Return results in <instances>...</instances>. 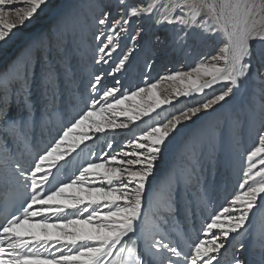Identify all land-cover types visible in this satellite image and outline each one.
Returning <instances> with one entry per match:
<instances>
[{"label":"snow or ice","instance_id":"1","mask_svg":"<svg viewBox=\"0 0 264 264\" xmlns=\"http://www.w3.org/2000/svg\"><path fill=\"white\" fill-rule=\"evenodd\" d=\"M48 4L0 0V42ZM197 45L215 54L150 78ZM217 151L236 184L213 208ZM260 212L264 0H81L0 70V264H245Z\"/></svg>","mask_w":264,"mask_h":264},{"label":"bare ground","instance_id":"2","mask_svg":"<svg viewBox=\"0 0 264 264\" xmlns=\"http://www.w3.org/2000/svg\"><path fill=\"white\" fill-rule=\"evenodd\" d=\"M156 2H159V0H156ZM81 3V0H49L48 7L40 12L37 16H35L30 23H27L26 27H22L19 30H14L15 35L12 36V38L9 40L7 44H3L0 42V70L4 69L9 63L7 61L8 57L12 54V51L14 49H18L19 54L22 52L24 47L33 39L39 38L41 35L47 34L55 29V26L57 24L58 19L68 11L75 10L77 5ZM153 31H157L161 34V39H164V30L163 29H153ZM69 40L72 41L73 45L76 43L75 37H68ZM215 47L213 45H197L195 52H189L188 54H170L167 57H165L162 60L157 61V63L154 65V70H158L160 68H163V66L168 67V70H184L189 71L190 67L194 65V63L197 61V59L201 55H213L215 54ZM18 54V55H19ZM52 55L55 56V50H53ZM158 66V68H156ZM143 68V62L141 60H138L136 64L133 67L131 78L134 80H138L141 75V69ZM159 71V70H158ZM161 72V71H160ZM162 73V72H161ZM150 78L154 79L155 76L150 74ZM169 86H171L169 88ZM174 86L170 85L169 83L165 82L160 85L161 89H168L169 91L172 90ZM252 89V85H246L240 93H238L237 98L235 101H233V104H238L244 100L247 99L248 94L250 93ZM70 95V94H69ZM67 101H65V106L71 110V106L74 100L78 102V94L76 96H67ZM180 107L181 105H177ZM39 135V133H38ZM48 135L47 131L44 132V137L46 138ZM254 133L250 136L243 130H241V145L243 150L244 148H249L252 146L254 142ZM174 152L175 149L170 147L169 151L165 153L164 159H162L161 162V169L162 172L160 173V170L157 172V176L161 177L163 176L169 165L171 164L173 158H174ZM217 159L221 161V163L213 169V178L214 183L216 185V197L215 200H218L220 198L222 201L225 200V197L234 191L236 180L233 176L232 169L230 167L225 166L224 161L226 160V153L224 151H217L216 153ZM55 171V170H54ZM59 175V174H58ZM224 189V190H223ZM219 190V192H218ZM220 195H219V194ZM258 220L255 222H259L257 225L258 230L264 229V221L261 219L264 216V212H260L257 214ZM256 225V224H255ZM252 227V226H251ZM254 230V229H253ZM55 231V230H52ZM250 233H252L253 237V231L250 230ZM250 237V236H249ZM251 239V238H250ZM246 244V243H245ZM249 252H245V257L249 255ZM243 258L244 261L246 258ZM250 258V257H249ZM247 264H256L257 262L253 259L249 260Z\"/></svg>","mask_w":264,"mask_h":264},{"label":"rangeland","instance_id":"3","mask_svg":"<svg viewBox=\"0 0 264 264\" xmlns=\"http://www.w3.org/2000/svg\"><path fill=\"white\" fill-rule=\"evenodd\" d=\"M13 18H14V16H13ZM18 49H14L13 51H12V54L8 57V59H7V61H8V63H10L18 54H19V51H17ZM156 68H158V66H156ZM159 70V71H158ZM157 71L156 70H154V71H152L151 72V74L153 75V76H155V78L157 77V75L158 74H163L166 70H168V67H165V66H163V68H160V69H158ZM174 70V69H173ZM162 73H161V72ZM154 78V79H155ZM165 83V82H164ZM163 83V84H164ZM171 86H169V88H170ZM70 94V95H69ZM67 96H76V95H73L72 93H68V94H66V97H65V101H67ZM180 107H182V105L180 106ZM13 114H15V108H13ZM161 162H162V160L161 161H159L158 162V167H157V172H158V170H160V173L162 172V169H161V167H160V165H161ZM224 190V189H223ZM218 192H219V190H218ZM219 194V193H218ZM217 195V194H216ZM216 195H215V197H216ZM220 195V194H219ZM224 203V201H222L220 198H218V200H215V203L213 204V208H215V207H218L219 205H221V204H223ZM263 221H264V216H263V218H261ZM258 220V216H257V218L255 219V220H253V222H252V224H251V226H250V230L251 231H253V237H252V233H250L248 236H247V238L244 240V243H246L245 244V248L243 249V250H240L237 254L240 256V258L241 259H243L244 257H245V255H244V253L245 252H249L250 254L249 255H247L245 258V264H247L248 262H250L249 260H255L257 263L256 264H259V260H260V255H261V249L259 248V245H258V240H259V236H260V233H261V230L259 231L258 230V223L257 222H255V221H257ZM256 224V225H255ZM258 224V225H257ZM254 229V230H253ZM250 236V237H249ZM251 238V239H250ZM243 257V258H242ZM250 257V258H249ZM244 260V259H243Z\"/></svg>","mask_w":264,"mask_h":264}]
</instances>
